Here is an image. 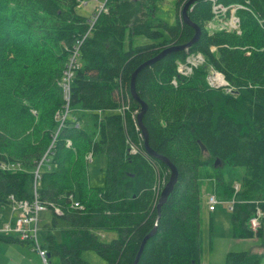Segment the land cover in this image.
<instances>
[{"label":"trees","instance_id":"obj_1","mask_svg":"<svg viewBox=\"0 0 264 264\" xmlns=\"http://www.w3.org/2000/svg\"><path fill=\"white\" fill-rule=\"evenodd\" d=\"M85 1L0 0V203L36 194L52 210V227L65 222L60 239L48 232L43 244L59 264H93L82 257L87 250L106 264H201L202 179H213L230 202L233 238L262 235L264 0H216L242 5L239 33L209 32L213 0H194L187 15L200 28L196 42L136 74L149 147L177 170L160 206L170 171L144 147L130 84L143 61L192 38L193 26L181 19L188 0H177L172 24L156 15L158 0H97L90 18L80 9ZM136 35L151 42L135 45ZM79 40L66 94L63 78ZM191 54L203 63L179 73ZM209 69L226 84L210 85ZM78 110L88 112L85 122ZM96 153L106 157L100 186L87 173V155ZM237 167L244 170L238 180ZM258 212L254 231L248 220ZM109 230L117 237L106 242L101 234ZM0 240L29 243L14 234ZM221 264H259V256L229 249Z\"/></svg>","mask_w":264,"mask_h":264},{"label":"rangeland","instance_id":"obj_2","mask_svg":"<svg viewBox=\"0 0 264 264\" xmlns=\"http://www.w3.org/2000/svg\"><path fill=\"white\" fill-rule=\"evenodd\" d=\"M85 2L86 3L81 5L80 9L82 13H84L87 17L90 18L95 12L96 7L99 5V2L97 0H87ZM176 2L177 0H158L156 2L157 4L156 15L160 18L167 20L171 24L174 23L176 21ZM208 23L206 27L209 32L218 31V29L212 30L214 28H212ZM132 41H133V44L135 45L151 42L149 38L145 36H141V35L134 36ZM128 44H129V40L126 38L125 48H127ZM196 55L197 54L189 55L187 57V61L188 60L198 61L199 55L197 56ZM202 63H203V60L197 62V65L202 64ZM215 73L219 74L217 71L209 69V72L207 74V80L209 84L210 85L214 84L215 86L225 85L224 84L226 82L225 79L220 75L216 76ZM78 115L82 116L83 113L79 112ZM91 156H92L91 159L90 160L88 159V163H87L88 180L92 185L100 186L103 184V178H104L105 167H106V157L103 153H96L94 155L91 154ZM202 158H205L204 154L202 155ZM234 171L236 172L235 174H238V175H235L234 178L238 180L239 176L243 173L244 170L242 167H237L236 170ZM224 177L226 178V180H228V176L226 173L224 174ZM236 183L237 182H235L234 185ZM210 194H214L217 200V203L214 205V209L215 207L216 209L215 211H212V212L208 210V205H209L208 197ZM222 201L225 203L221 204ZM229 208H230V204L228 203L227 200L221 197L220 190L216 188L214 185V180L213 179H202V183H201V233H202V237L205 238L206 236V245L208 248V252H210V247H211L212 251L210 252V254L213 255L214 259H218L219 255H222L221 252H225L224 255H222V260L220 262H216L215 264H221L224 261V258L227 252L226 250H229V249L238 250L232 247L234 242L232 243L230 242L229 234H227L226 232L227 227L230 226L231 224L230 222L231 210ZM10 209L12 210L11 205L0 203V228L2 226L4 227L6 224L10 223V221L12 220L10 219L9 221H7L11 214ZM52 218H53L52 210L48 208L39 213L38 235L37 236H38L39 244L41 246H44L43 244L45 240V235L48 232L52 233L58 240L60 239V232H61L62 227L65 225V222L62 219L57 218V223L55 227H52L51 226ZM0 233H2L1 229H0ZM6 235H10V234H6ZM115 237H117V233L114 230L105 231L104 235L103 234L101 235V239L106 242H108L109 240ZM231 238H232V234H231ZM225 240L231 243V246L228 247V249L222 246V243ZM19 243L23 244L21 242ZM28 244L31 245V248H28V246H25V247L31 250V252H34L37 254V250L35 249L34 245L32 243L30 244V242ZM6 256L7 255L2 256L0 253V260H5ZM37 256H38L40 264H44L41 257L38 254ZM82 257L90 261L93 264H106V262L100 256H98L94 251H91V250L84 251L82 253ZM49 261L50 262L48 264H59V260L55 256H50ZM15 264H18V263H15Z\"/></svg>","mask_w":264,"mask_h":264},{"label":"built area","instance_id":"obj_3","mask_svg":"<svg viewBox=\"0 0 264 264\" xmlns=\"http://www.w3.org/2000/svg\"><path fill=\"white\" fill-rule=\"evenodd\" d=\"M238 7H242V5L232 4V5H223L222 3L217 2L216 0L212 1V19L209 21V25L214 28L212 30H226V31H235L239 33V17L235 14V11ZM103 8V5L99 6V10ZM96 17H93L90 22L91 26L94 23ZM90 26V27H91ZM82 40L77 41V45H74L72 50V56L70 58L68 69L65 71V77L63 78V89L67 94L69 92V76L71 67L77 66L76 64V56L78 55V47L81 44ZM199 55L198 61H190L188 60L185 64L178 65V72L182 74H187L191 71V66H196L197 62L202 61L203 58ZM196 55V56H197ZM216 76L220 75L215 73ZM221 76V75H220ZM70 142H68L69 144ZM90 159V155L87 156ZM239 187L238 183L234 185L235 190ZM13 203L11 204L12 208L17 211L16 216L10 221V223L6 224L1 232L4 234H15L22 241L31 242L37 253L41 257L44 264H48L49 256L45 247L41 246L38 241V216L39 213L43 210L47 209V205L39 201L36 194L32 199H22L15 201L12 198ZM208 208L209 210L214 209V205L217 203L214 194H210L208 197ZM230 204V202H229ZM72 207L81 208L82 206L77 202L73 201ZM54 212L58 215L62 213L61 209L54 207ZM260 213H256L249 217L248 224L256 231L260 228L261 222L259 220Z\"/></svg>","mask_w":264,"mask_h":264},{"label":"crops","instance_id":"obj_4","mask_svg":"<svg viewBox=\"0 0 264 264\" xmlns=\"http://www.w3.org/2000/svg\"><path fill=\"white\" fill-rule=\"evenodd\" d=\"M79 112L83 113L84 116H83V119L81 121L85 122L86 121L85 114L88 115V112L83 111V110H78L77 114ZM106 113H111V111H107ZM224 203L225 202L222 201L221 204H224ZM228 203H229V201H228ZM215 209H216V207H215ZM215 209L210 210V211L211 212L215 211ZM229 209H231V207ZM208 210H209V208H208ZM10 211H11V214H10V217L7 221H9L10 219H13L14 216H16V214H17V211L13 208H12V210L10 209ZM2 227L0 229H2ZM226 232H227V234H229L230 242L231 243L234 242L232 247H234L235 249H238V250H244V251H248L250 253H254V254L258 255L259 256V264H264V230H263L262 235H260V236L255 235V236L249 237V238H233V237L231 238V225L227 227ZM104 233H105V231L102 232L103 235H104ZM231 243H229L228 241L225 240L222 243V246L224 248L228 249V247L231 246ZM25 246H28V248H31V245H29L28 242H24L23 244H20L19 242H14V241L7 242V241L0 240V253L2 256L7 255L5 260H0V264H3V263L4 264H15V263H18V264H40L38 256H37L38 253L36 254L34 252H31V250H29ZM211 251L212 250L210 247V252ZM226 251H228V250H226ZM210 252H208V248L206 245V236H205V238L202 237V241H201V264H215L216 262H220L222 260V255H224V253H225V252H221L222 255H219L218 259H214L213 255H211ZM32 258H33V260H32Z\"/></svg>","mask_w":264,"mask_h":264},{"label":"water","instance_id":"obj_5","mask_svg":"<svg viewBox=\"0 0 264 264\" xmlns=\"http://www.w3.org/2000/svg\"><path fill=\"white\" fill-rule=\"evenodd\" d=\"M194 2V0H188L184 6L182 7V10H181V19L183 22L189 24V25H192L193 28H194V35L192 36V38L184 43V44H173V45H169L167 47H165L164 49H162L159 53H157L156 55L146 59L145 61H143L135 70L134 72L132 73V78H131V84H130V93H131V96L132 98L137 101L140 105V112L139 114L137 115V125L141 131V134H142V137L144 139V147L146 149V151L155 156V157H158L160 158L162 161H164V163L167 165V167L169 168V171H170V174H169V178H168V181L165 183V185L163 186L162 190H161V193H160V198H159V203H158V206L161 205V203H163L169 193L171 192L172 188H173V185L174 183L176 182L177 180V170H176V167L165 157L161 156V155H158L156 154L155 152H153L150 147H149V144H148V141H147V132H146V129L145 127L143 126V123H142V115L144 114L145 110L147 109V105L144 101H142L139 96L137 95L136 91H135V85H134V82H135V77H136V74L142 69L144 68L145 66L147 65H150L152 64L153 62H155L156 60H158L159 58H161L164 54L168 53V52H171V51H177V50H184V49H187L189 48L194 42H196V40L198 39L199 35H200V28L198 25L192 23L190 20H189V17L187 15V9L188 7ZM223 76V75H222ZM223 84V83H222ZM226 84V82L224 83ZM218 162V159L215 160V163ZM154 230V229H153ZM153 230L149 233H153ZM139 254V253H138ZM48 256H50V254L48 253L47 254ZM138 257V255H137ZM136 257V259H137Z\"/></svg>","mask_w":264,"mask_h":264},{"label":"bare ground","instance_id":"obj_6","mask_svg":"<svg viewBox=\"0 0 264 264\" xmlns=\"http://www.w3.org/2000/svg\"><path fill=\"white\" fill-rule=\"evenodd\" d=\"M221 78V77H220ZM218 79H219V77H218Z\"/></svg>","mask_w":264,"mask_h":264}]
</instances>
